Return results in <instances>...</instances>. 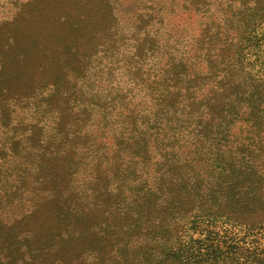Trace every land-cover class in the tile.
<instances>
[{"label": "rangeland", "instance_id": "rangeland-1", "mask_svg": "<svg viewBox=\"0 0 264 264\" xmlns=\"http://www.w3.org/2000/svg\"><path fill=\"white\" fill-rule=\"evenodd\" d=\"M226 2H90L84 28L75 29L67 20L70 0H0V147L11 146L0 182L3 245L38 252L37 264H102L117 260L122 244L129 258L148 259L182 233L193 239L210 233L226 242L230 257L251 255L255 264L264 257V227L215 219L190 225L195 209L185 217L189 206L171 215L178 225L170 238L137 221L134 234L117 230L134 221V194L155 188L156 178L170 169L183 179L197 178V195L209 205L220 202L212 192L227 172L218 160L230 161L243 149L234 169L247 156L264 164V95L256 100L243 93L239 104L229 89L224 104L198 102L211 80L228 71L213 63L218 75L207 73V45L199 36L207 24L214 31L211 21ZM233 8H222V16L230 18ZM59 14L64 19L55 27L49 21ZM229 22L238 36L240 25ZM261 27L262 39L244 52L246 83L250 70L256 74L264 66ZM12 38L22 43L10 53ZM219 38L211 39L210 60L216 44L225 45V36ZM175 85L189 86L195 96L186 101ZM212 110L223 122L210 120ZM164 200L147 194L138 205L158 215Z\"/></svg>", "mask_w": 264, "mask_h": 264}, {"label": "trees", "instance_id": "trees-1", "mask_svg": "<svg viewBox=\"0 0 264 264\" xmlns=\"http://www.w3.org/2000/svg\"><path fill=\"white\" fill-rule=\"evenodd\" d=\"M32 0H29L31 2ZM96 1L103 0H70L71 11L67 18L69 25L75 29L84 28V9L90 2L96 5ZM226 4L222 6V3L218 5V12L216 13L217 20L211 21L214 26V31L211 32L210 25L207 24L205 28H202L199 32L200 38L205 37L203 46L207 45L203 49V59L208 61L207 73L213 74L211 64L215 63L221 67V70L225 71L224 75L220 78L211 80L208 93L203 96L198 102H205L206 99L214 100V104H221L225 98L228 97L229 89L235 91V102L241 104V97L243 93L249 92L248 96L255 97L256 100L260 99L264 95V66L254 74L251 70L249 72L248 82L243 80V72L248 70V66L244 65L243 60L246 56L245 50H249L254 46L256 40H261L263 37L261 24H264V0H227ZM107 4V2H106ZM78 5V6H76ZM105 5V0H104ZM234 7L231 12L232 16H222V8ZM53 10L52 12H54ZM64 17V14H59L57 18L52 19L51 22L55 27H58L59 22ZM64 19V18H63ZM229 20H235L240 25L241 32L238 36L229 30L232 26ZM261 27V28H260ZM211 32V33H210ZM259 35V37H257ZM225 36L224 46H220L219 42L218 52L215 54V59L212 58L210 53L212 49L211 39L220 40L219 37ZM22 40L19 38H12L9 42V52L12 53L18 46H20ZM235 48V49H234ZM198 50H200L198 48ZM261 50V49H260ZM44 56H48L49 52L40 50ZM19 57H24L19 51H15ZM2 66H4L3 57H0ZM243 65V66H242ZM5 66L3 67V71ZM7 73V72H6ZM217 72L213 74L218 75ZM253 74L254 78L251 77ZM177 74H175V77ZM243 80V81H242ZM249 83V84H248ZM174 86L175 94L189 101L195 96L196 90H189V86ZM238 91L236 92V89ZM207 105V104H206ZM0 104V111H1ZM187 106V105H186ZM207 108V106L205 107ZM211 114L210 120L214 121L219 119L220 123L223 122V116L212 110L207 112ZM11 150V146L5 148L0 147V182L3 180L4 172L9 168L5 167L4 155ZM257 150V148H254ZM238 155L232 156L231 160H218L223 169L225 176L219 179V182L214 186V195L216 201L209 205H205L204 197L197 195V188L200 187V181L197 178L194 181H190L187 177L183 179L181 174L177 173L174 169H170L166 176H159L156 178V187L148 188L144 191H138L134 194L131 201V216H133V222H122L118 226V232L120 235L124 233L134 234L133 229L136 221L143 222L146 228L149 230L162 228L161 232L168 236L172 228L177 227L178 223L174 217H171L175 212L181 211L184 206V214H190L194 210V214L189 221L190 225L193 222L202 224L204 220H221L223 223H235L237 226H247L248 228L264 227V164H260L257 161L253 162L247 156V160L243 163L240 169H234L233 166L237 165L239 160L246 155L244 150L236 151ZM242 155V156H240ZM245 158H243L244 160ZM151 194L154 197L165 195L163 211H159L158 215L153 212L151 206L138 205V202H142L145 195ZM211 195V196H212ZM181 225L178 227L180 228ZM115 229V226H111ZM191 228V227H189ZM149 233V231H148ZM155 236L156 230H152ZM170 238V236H168ZM122 240V238H121ZM211 238L210 233L203 239L191 237V234L184 236V233L180 234L174 241H165L163 247L155 250V254L148 259L141 258H129L124 249L127 244H122L120 253L113 260H103L102 264H255L253 256L239 254L236 257H230L227 253L226 242L221 244ZM118 252V250H117ZM38 252L33 250H26L21 252L18 247H6L0 240V264H37ZM108 262L106 263V261ZM257 264H264V257L256 258Z\"/></svg>", "mask_w": 264, "mask_h": 264}]
</instances>
